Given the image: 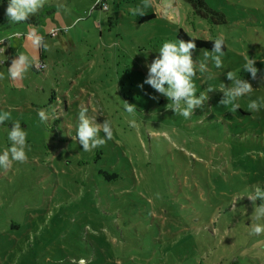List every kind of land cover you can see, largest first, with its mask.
<instances>
[{
    "label": "rangeland",
    "instance_id": "1",
    "mask_svg": "<svg viewBox=\"0 0 264 264\" xmlns=\"http://www.w3.org/2000/svg\"><path fill=\"white\" fill-rule=\"evenodd\" d=\"M203 1L223 23L191 0H150L137 16L129 9L141 0H45L10 25L0 2V72L17 50L35 63L22 79L0 80V109L21 121L31 145L25 162L0 169V264H264V234H250L260 201L247 196L264 185V107L248 109L264 98V0ZM33 29L46 49L26 36ZM179 29L227 46L222 69L209 62L194 78L209 98L188 119L143 84L155 50ZM245 58L256 78L240 72ZM228 71L253 89L236 111L220 102ZM81 107L113 128L88 152L71 137ZM7 144L0 126V151Z\"/></svg>",
    "mask_w": 264,
    "mask_h": 264
},
{
    "label": "clouds",
    "instance_id": "2",
    "mask_svg": "<svg viewBox=\"0 0 264 264\" xmlns=\"http://www.w3.org/2000/svg\"><path fill=\"white\" fill-rule=\"evenodd\" d=\"M44 4L45 0H7V7L5 8L7 23L12 25L24 22L30 15L41 11ZM149 7L150 0H141L140 4L131 7L129 11L133 16L144 15ZM170 7L171 4H168L167 8ZM76 22L78 21H74V23ZM26 36L31 38V43L36 48L46 49L48 47L43 36L37 35L35 29L27 33ZM226 47L224 39L216 37L212 40L211 50L203 52V60L194 61L195 39L187 41L177 38L175 40H165L155 50L158 55L152 59L151 63L146 65L147 75L143 84L151 86L156 92L166 97L169 100L167 107L173 109L175 114L188 119L193 115L194 109L202 108L209 98L206 92L201 91L197 94L194 78L197 73H209V62L216 69H222V58L225 55ZM33 65L35 63L30 55L17 50L16 56L11 59L10 65L7 67L6 77L3 72H0V80L5 78L9 81L22 79ZM241 70L250 73L252 78H256L258 72L255 61L251 58H245L240 72ZM226 76L231 83L228 87L223 86V98L220 102L224 105H231V110L236 111L239 108V104L236 103L238 98L248 96L253 89L248 81L242 79L240 75H236L233 71H228ZM209 78L211 77L209 76ZM143 84L138 86L143 87ZM211 90L213 89H208V91ZM262 107H264V98L258 97L249 100V110L258 111ZM123 111L135 115L136 106L125 103ZM37 116L41 122H46L49 119L48 113L44 109L38 110ZM96 117L89 115L87 107H81L76 113L75 135L71 137L72 140L74 139L82 146L81 150L84 152L97 149L104 145L107 140L112 139L111 121L105 119L103 123H97ZM7 122H11L10 128ZM128 124L129 127L135 128L137 121L130 119ZM0 126H4L8 142L7 147L0 151V169L10 168L13 162H25L28 159L27 152L31 150V145L27 142V132L21 127V121L12 120L8 111L0 109ZM247 196L253 202L257 199L260 201L253 212L256 223L250 225V234L259 236L264 234V185L252 186V190ZM78 264H86L85 259L80 258Z\"/></svg>",
    "mask_w": 264,
    "mask_h": 264
},
{
    "label": "trees",
    "instance_id": "3",
    "mask_svg": "<svg viewBox=\"0 0 264 264\" xmlns=\"http://www.w3.org/2000/svg\"><path fill=\"white\" fill-rule=\"evenodd\" d=\"M191 3L193 5V7H195L197 9V11L200 13L201 16L205 17L206 15L209 14V17H211L212 21H214L216 23H223L224 22L223 15L220 12L215 11V10L207 7L204 4L203 0H191ZM214 16H216V17H214ZM149 17H152V15L143 17L142 19L149 18ZM176 38L182 39L185 41H187L189 39H195V44H196L197 49L211 50V48H212V40L213 39H205V38H201V37L191 36V35H188L182 29L178 30ZM222 50H223V46H222Z\"/></svg>",
    "mask_w": 264,
    "mask_h": 264
},
{
    "label": "built area",
    "instance_id": "4",
    "mask_svg": "<svg viewBox=\"0 0 264 264\" xmlns=\"http://www.w3.org/2000/svg\"><path fill=\"white\" fill-rule=\"evenodd\" d=\"M52 34H54V33H52Z\"/></svg>",
    "mask_w": 264,
    "mask_h": 264
}]
</instances>
